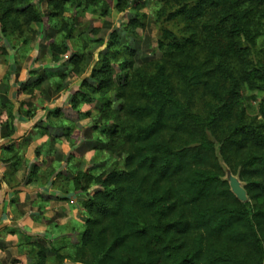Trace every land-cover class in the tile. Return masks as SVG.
Listing matches in <instances>:
<instances>
[{
  "label": "trees",
  "instance_id": "trees-1",
  "mask_svg": "<svg viewBox=\"0 0 264 264\" xmlns=\"http://www.w3.org/2000/svg\"><path fill=\"white\" fill-rule=\"evenodd\" d=\"M142 2L116 1L122 23L106 43L91 41L105 48L72 99L74 109L105 100L95 127H103L98 150L113 163L75 177L76 190L95 189L82 204L84 230L69 258L74 264H264V101L258 122L242 100L244 86L264 91V60L253 52L264 38V0H160L156 20L179 22L185 35L163 28L154 64L152 44L144 54L139 49ZM48 5L49 20L64 36L62 53L70 51L77 26L67 12H110L103 0ZM43 18L31 0H0L4 37ZM90 58L73 51L71 72L79 74ZM200 91L207 99L197 106ZM227 169L247 202L232 192ZM30 244V259L45 264L47 246Z\"/></svg>",
  "mask_w": 264,
  "mask_h": 264
},
{
  "label": "crops",
  "instance_id": "crops-1",
  "mask_svg": "<svg viewBox=\"0 0 264 264\" xmlns=\"http://www.w3.org/2000/svg\"><path fill=\"white\" fill-rule=\"evenodd\" d=\"M31 2L39 5L43 21L24 26L21 35L0 34V264H34L30 242L47 246L45 264H73L69 256L86 219L82 204L95 189L76 190L75 177L102 171L101 163L110 157L98 150L104 145L103 127H95L105 100L96 97L74 109L72 99L81 94L83 80L105 48L91 41L106 43L123 14L113 8L105 16L67 12L65 19L75 17L77 26L70 51L62 53L48 0ZM147 35L140 36L142 54L150 42ZM73 51L91 57L79 74L68 63Z\"/></svg>",
  "mask_w": 264,
  "mask_h": 264
},
{
  "label": "rangeland",
  "instance_id": "rangeland-1",
  "mask_svg": "<svg viewBox=\"0 0 264 264\" xmlns=\"http://www.w3.org/2000/svg\"><path fill=\"white\" fill-rule=\"evenodd\" d=\"M103 1L106 3L108 9L110 8V11L112 10V8H113V10H115L114 6H115L117 0H103ZM35 5L38 7V10L41 12L39 5L38 4H35ZM161 5H162V2L160 3V0H143V2L140 5V12L144 15V17H143L144 26L142 29L141 28L139 29V34H140L141 38L143 35H146V34H148L150 36V44H152V47L148 53L152 54V61H151L152 64H154L156 61H158L160 59V57H159L160 53L157 50V40L160 38L161 30L163 28H167V29L171 30L173 33H175L178 36H182V35L184 36L185 35V31L182 28V24H180L179 22H171V21L167 22V21H163V20H156V14H157L159 6L161 7ZM80 8L82 9V6ZM99 11H101V10H99ZM86 13L87 12H84V14H86ZM89 13H91V12H89ZM41 14H42V12H41ZM26 17H27V15H26ZM10 19L13 20L12 18H10ZM93 30H94V28H93ZM60 36H61L62 41H63V37H64L63 33H60ZM253 52L255 54L257 53L256 55L258 58H262L264 60V38L262 39V43L259 44L257 49ZM254 53H253V58L255 57ZM254 59L257 60V58H254ZM139 64H137V65H139ZM251 96H255L256 100L250 101L248 98ZM206 99H207L206 95L203 93V91H200L198 99H197L198 100L197 106L203 104L204 100H206ZM242 100L244 101L245 106L248 108L249 113L252 116H256L258 122H262V119L258 113V109H259V104L262 101H264V91H259V90L252 91L247 86H244L243 91H242ZM112 163H113V158L111 156L110 159L107 161L108 167Z\"/></svg>",
  "mask_w": 264,
  "mask_h": 264
},
{
  "label": "water",
  "instance_id": "water-1",
  "mask_svg": "<svg viewBox=\"0 0 264 264\" xmlns=\"http://www.w3.org/2000/svg\"><path fill=\"white\" fill-rule=\"evenodd\" d=\"M227 181L232 192L241 202H247L248 196L238 177L234 176L230 170H227Z\"/></svg>",
  "mask_w": 264,
  "mask_h": 264
}]
</instances>
